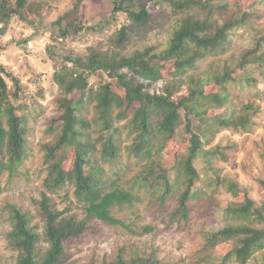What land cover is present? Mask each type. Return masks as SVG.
<instances>
[{"label":"trees","instance_id":"obj_1","mask_svg":"<svg viewBox=\"0 0 264 264\" xmlns=\"http://www.w3.org/2000/svg\"><path fill=\"white\" fill-rule=\"evenodd\" d=\"M29 1L0 0L3 35L12 19L22 16ZM215 1L114 0V13L126 14L130 23L124 24L111 39L112 48L103 51L92 47L86 55L65 58L63 66L54 75V81L64 95L57 100L62 114L52 120L47 130L53 135L52 142L43 146L48 171L46 190L40 200L34 201L43 231L33 225L34 214L16 205L8 206L12 225L8 241L18 251L16 264H72L71 245L78 244L90 231L97 233L95 221L110 226L124 225L114 217L113 210L130 204L135 196L121 189L118 178H108L106 167L118 163L126 150L128 157L147 163L146 170L137 177L138 181L142 184L157 182L162 203L177 201L173 217L179 215L181 220H189L190 201L197 198L194 188L200 179L195 168L196 158L203 153L211 159L226 157L222 142L209 151H204L205 144L211 143L220 131L245 134L256 127L253 115L248 114L254 108L253 104H246L241 110L230 108L226 92L208 94L205 86L211 82L222 90L231 83L239 86L237 78L246 68L262 61L258 50L248 51L238 60H226L224 73L216 72L219 67L214 72L210 69V79L190 76L186 81L182 80L205 59L229 52L234 44V33L250 22L247 12L236 16L235 20V16L220 20L218 10L224 8ZM151 7L158 8L160 14L154 15ZM167 10L183 15L175 25L167 47L159 53L149 48L126 54L124 51L130 38L143 36L160 26L169 17ZM64 18L57 24H62ZM76 25L79 32L85 29L81 24ZM69 28L67 25L61 31L62 37L71 35ZM166 70L170 72L165 74ZM104 74L116 80L115 89L112 82L104 79ZM92 75L101 79L96 86L90 84ZM7 78L17 83L0 64V179L5 174L16 175L28 158V120L12 101ZM159 81H164L163 92L151 91ZM185 85L186 92H183ZM76 96H79L78 100L74 99ZM13 97L17 98V95ZM223 108L226 109L224 115H211L216 109ZM92 112L94 117L90 118ZM180 128L182 135L189 138L187 152L178 155L170 166H163L161 161L157 163L155 158H163L159 156L162 151L159 146L177 136ZM127 138L132 140L129 146H125ZM159 139L161 143L157 142ZM68 156L73 159L69 170L64 167ZM172 171L173 178L170 176ZM261 184L264 186V180ZM66 186L75 187V198L84 205L83 219L69 214L66 209L60 210L55 202L53 195ZM242 199V205L224 208L228 219H238L241 223L226 224L208 237L211 248L232 247L223 258L225 264L231 261L247 264L256 253L264 251V229L258 226L264 218V203L257 206L246 194ZM144 231L150 233L153 229L145 227ZM43 243L49 247L44 254ZM123 253L120 251L111 264H163L153 256L127 258Z\"/></svg>","mask_w":264,"mask_h":264},{"label":"rangeland","instance_id":"obj_2","mask_svg":"<svg viewBox=\"0 0 264 264\" xmlns=\"http://www.w3.org/2000/svg\"><path fill=\"white\" fill-rule=\"evenodd\" d=\"M214 3L224 8L217 13L220 20L234 16L235 20L247 12L250 22L234 33V44L229 52L205 59L182 80L186 81L190 76L210 79V69V72H214L219 67L216 72L224 73L226 60H238L244 53L258 50L262 61L246 68L237 78L239 86L231 83L226 90L213 82L205 86L208 94L226 92L231 102L230 108L241 110L246 104H253L254 108L248 114L253 115L256 127L245 134L220 131L211 143L205 144L204 151H209L222 142L226 157L211 159L203 153L196 158L195 168L200 179L194 188L197 198L190 201L188 221L181 220L179 215L173 217L176 200L161 202L157 182L142 184L138 181L137 177L146 170L147 163L128 157V150L124 151L118 163L106 167L107 177L112 180L118 178L121 189L135 196L130 204L113 210L114 217L124 225L110 226L95 221L98 232L90 231L78 244L71 245L72 264H111L120 251H124L127 258L153 256L163 264H225L223 258L232 247L221 245L211 248L208 237L226 224L238 225L241 220L228 219L224 208L242 205L245 194L257 206L264 203V186L261 184L264 180V0H217ZM151 10L154 15L160 14L158 8L151 7ZM167 12L169 17L160 26L148 34L130 38L124 52L132 55L149 48H153L155 53L164 50L175 25L183 17L182 14ZM199 13L203 14L201 10ZM62 17H65L62 24H57ZM129 23L126 14L114 13V0H30L22 16L12 19L4 35L0 25V64L17 80L14 83L7 78L11 99L19 107V112L25 114L29 126L28 158L16 175L5 174L0 179V264H16L18 259V251L8 241L12 228L9 205L34 214L33 225L40 232L43 231V223L36 216L34 201L40 200L46 190L48 171L43 146L53 140V135L48 134L47 130L52 120L62 114L57 100L64 95L54 81L55 73L63 66L66 57L86 55L92 47L103 51L112 48L111 39L124 24ZM76 24H81L85 29L79 32ZM67 25L71 35L64 38L61 31ZM169 72L164 71L165 74ZM103 76L106 81L112 82L115 89L116 80L110 79L107 74ZM247 79L251 81L244 82ZM100 80L98 75H92L90 84L96 86ZM163 85L164 81H159L151 91L162 93ZM182 88L186 92L187 86ZM256 94L261 95L255 97ZM74 99L78 100L79 96ZM225 113L226 109L223 108L216 109L211 115L222 116ZM182 132L180 128L177 136L159 146L162 150L159 156L163 158L158 160L154 157L157 163L161 161L163 166H170L178 155L187 152L189 138ZM157 142L161 143L162 140ZM131 144L132 140L127 138L125 146ZM71 158L67 157L64 166L67 170L73 165ZM172 173L170 176L173 178ZM74 192V186H66L53 198L60 210L66 209L69 214L83 219L84 205L77 201ZM236 193L240 195L235 196ZM258 226L264 229V218ZM145 227H151L153 231L145 233ZM41 249L44 254L49 247L43 243ZM230 264L238 263L231 261ZM247 264H264V251L256 253Z\"/></svg>","mask_w":264,"mask_h":264}]
</instances>
